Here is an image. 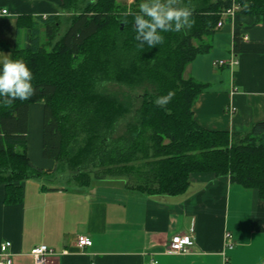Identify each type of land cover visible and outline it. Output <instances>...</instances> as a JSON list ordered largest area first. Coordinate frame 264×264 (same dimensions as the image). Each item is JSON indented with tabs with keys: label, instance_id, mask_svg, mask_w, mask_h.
<instances>
[{
	"label": "trees",
	"instance_id": "trees-1",
	"mask_svg": "<svg viewBox=\"0 0 264 264\" xmlns=\"http://www.w3.org/2000/svg\"><path fill=\"white\" fill-rule=\"evenodd\" d=\"M61 1L62 16L32 20L25 44L13 49L12 60H23L33 74L34 94L10 107L0 97V185L7 187V204L21 197L13 184L44 176L61 182L64 170L80 188L124 178L126 189L148 196L183 194L192 175L212 174L264 200V121L245 135L203 128L193 108L207 85L184 77L198 55L211 51L217 23L234 4L240 8L234 53L264 52V43L245 44L241 35L264 25V0H180L191 9L193 26L163 32V44L143 48L134 16L126 15L143 0L128 7L117 0ZM242 15L249 18L245 26ZM109 85L124 91L111 92ZM169 91L171 102L157 106ZM34 104L44 108L43 156L56 163L53 171L36 167L27 154Z\"/></svg>",
	"mask_w": 264,
	"mask_h": 264
},
{
	"label": "crops",
	"instance_id": "crops-1",
	"mask_svg": "<svg viewBox=\"0 0 264 264\" xmlns=\"http://www.w3.org/2000/svg\"><path fill=\"white\" fill-rule=\"evenodd\" d=\"M61 3L0 0V10L10 13L0 20V60L12 59L13 49L25 44L32 20L62 16ZM239 20L249 23L245 15ZM241 35L248 37L245 44L264 43V25L243 28ZM212 44L184 74L207 85L193 108L195 119L209 130L245 135L264 121V52L235 54L230 20ZM233 56L238 64L230 66ZM220 61L226 64L217 67ZM43 114L42 104L30 106L27 154L36 167L53 171L56 163L43 156ZM125 184L124 178H109L80 188L30 179L13 184L20 191L17 204L6 203L7 187L0 185V247L11 243L13 264H35L31 252L38 246L54 251L51 264H264V200L256 190L212 174L192 175L187 190L175 196H148ZM177 235L194 244L169 254ZM79 236L92 246L79 249Z\"/></svg>",
	"mask_w": 264,
	"mask_h": 264
},
{
	"label": "clouds",
	"instance_id": "clouds-1",
	"mask_svg": "<svg viewBox=\"0 0 264 264\" xmlns=\"http://www.w3.org/2000/svg\"><path fill=\"white\" fill-rule=\"evenodd\" d=\"M95 3V0H91ZM126 15L134 16L136 29L135 39L140 42L137 47L143 48L146 43L154 47L164 43L163 32H180L191 28L192 11L188 7L180 6V0H143L137 12ZM33 74L23 60H12L9 55H3L0 60V97L5 106H12L15 100H27L35 92L32 86ZM175 93L169 91L158 97L154 103L165 107L171 102Z\"/></svg>",
	"mask_w": 264,
	"mask_h": 264
},
{
	"label": "built area",
	"instance_id": "built-area-1",
	"mask_svg": "<svg viewBox=\"0 0 264 264\" xmlns=\"http://www.w3.org/2000/svg\"><path fill=\"white\" fill-rule=\"evenodd\" d=\"M239 6L234 4L233 7L230 9L224 11L221 15L220 21L217 23V29H220L225 21L230 20L234 21V18L236 16V13L239 11ZM10 13L6 9L0 10V20L3 17L9 16ZM244 41L248 40V37L246 35L243 36ZM226 63L223 61L216 62L215 65L218 66H224ZM230 66H234L238 64V59L234 56L232 57L231 61L227 63ZM194 244L193 239H191L188 236H181L177 235L173 237L171 242L169 243L167 247V252L169 254H181L188 251V248L191 247ZM226 244L228 248H233V242L232 237L230 234L226 235ZM92 241L90 238L85 236H79L77 239V247L81 250L91 247ZM11 243L5 242L0 247V264H13L12 255L10 254ZM63 254H68L67 251H64ZM31 255L34 259L35 264H51V258L55 255L54 251L47 246H38L34 248L31 252ZM151 264H157L156 261H152Z\"/></svg>",
	"mask_w": 264,
	"mask_h": 264
},
{
	"label": "rangeland",
	"instance_id": "rangeland-1",
	"mask_svg": "<svg viewBox=\"0 0 264 264\" xmlns=\"http://www.w3.org/2000/svg\"><path fill=\"white\" fill-rule=\"evenodd\" d=\"M133 1H135V0H117V4L121 7H128L130 4L133 3ZM66 28H67V23L64 22L62 25L61 31H60V35L64 34ZM108 89L111 92L119 93V94L124 91L122 88H119L116 85H109ZM70 177H71V173H69L67 170H64V172H62V176H61L62 181L61 182L55 181V179H57V178H51V177H47V176L46 177L44 176L43 178H41V181H43L45 184H56L57 185V184L66 183V185H68V184L72 185L70 182H68Z\"/></svg>",
	"mask_w": 264,
	"mask_h": 264
}]
</instances>
